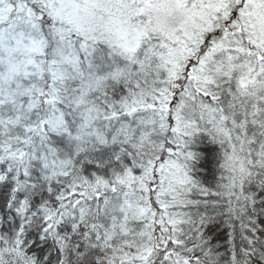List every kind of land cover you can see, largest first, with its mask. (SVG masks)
Masks as SVG:
<instances>
[{
	"label": "snow or ice",
	"instance_id": "obj_1",
	"mask_svg": "<svg viewBox=\"0 0 264 264\" xmlns=\"http://www.w3.org/2000/svg\"><path fill=\"white\" fill-rule=\"evenodd\" d=\"M0 264H264V0H0Z\"/></svg>",
	"mask_w": 264,
	"mask_h": 264
}]
</instances>
